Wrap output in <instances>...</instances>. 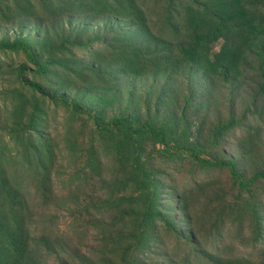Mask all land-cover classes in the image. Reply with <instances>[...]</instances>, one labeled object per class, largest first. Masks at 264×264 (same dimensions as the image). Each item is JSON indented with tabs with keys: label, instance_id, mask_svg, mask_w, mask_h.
<instances>
[{
	"label": "trees",
	"instance_id": "trees-1",
	"mask_svg": "<svg viewBox=\"0 0 264 264\" xmlns=\"http://www.w3.org/2000/svg\"><path fill=\"white\" fill-rule=\"evenodd\" d=\"M0 29V50L23 52L38 76L60 66L91 86L66 94L73 84L59 80L49 94L83 117L60 147L37 127L41 86L24 87L17 116L0 105V264H153L144 256L165 246L161 224L186 247L184 262L168 252L167 264H264V205L252 192L264 184V0H0ZM66 33L72 47L91 48L92 64L56 57ZM184 162L236 180L222 210L241 232L237 251L202 248L195 229L166 218L161 182ZM58 167L92 194L76 191L61 208ZM186 202L181 193L193 226Z\"/></svg>",
	"mask_w": 264,
	"mask_h": 264
},
{
	"label": "rangeland",
	"instance_id": "rangeland-1",
	"mask_svg": "<svg viewBox=\"0 0 264 264\" xmlns=\"http://www.w3.org/2000/svg\"><path fill=\"white\" fill-rule=\"evenodd\" d=\"M76 24V22H73V27H75ZM57 28L59 29V26H57ZM95 31L99 32L100 29ZM100 33L102 32L100 31ZM3 35L4 33L0 31V37ZM40 35L42 37L43 33ZM64 35L65 33L61 29L59 31V39L61 40ZM66 36L68 41V43L64 46L66 51L59 52L56 56L64 61V66L67 64L70 68L73 67L74 62L70 58L72 57V54L79 59L80 63L88 62L89 65L92 64L93 59L90 57L91 48L83 50L72 47L77 43H69L71 35L66 33ZM101 46V42L96 45L97 48L104 49L103 46ZM106 54L109 53L106 52ZM21 66L24 70L22 73H20ZM58 67L60 66H57V69H52L48 76H38L34 72L36 70V66L29 61L23 52L0 50V105L2 106L4 103H7L9 107L7 113L12 112V115L17 116L14 112L16 110V106L22 99V97L18 96L28 91L24 90V87L30 85L31 88L29 89H34L32 84L41 86L43 91L46 92L47 98H44L42 93L37 91H33V96L35 97L34 100L36 102L39 101L40 104L42 103L41 105L43 109L46 110V113L45 115L38 116L37 127L45 135L51 134L54 139L55 146L60 147L67 139L65 132L68 129V124L73 120L82 119L83 117L81 116V118H78L73 114L74 112L72 109L61 103L56 104L54 101H51L49 94L52 95L54 91H58L59 80H64L67 83L73 84V86L65 88L66 94L67 92L74 94L85 85H87V87L91 86L84 84V81L81 80L82 77L75 74L74 70ZM21 79L24 86L20 82ZM93 82L98 84L96 79L93 80ZM95 83H93L94 86ZM145 84L146 81H142L138 86L144 87ZM63 94L64 93L60 91L59 96H62ZM13 95H16L18 98H14ZM31 95V92H29V96ZM70 98L72 97L70 96ZM46 99L47 102H44ZM68 100L70 99L68 98ZM221 108L224 109V106H221L219 109ZM6 119L7 117L4 118V121H6ZM3 126V124L0 125L1 128ZM243 132V130L237 131L235 134L236 138L242 136ZM235 143V140H229V144L231 146L226 148V152H228V150L230 152H235ZM62 161L64 163L63 167H66L69 162L68 159L64 158ZM241 165L243 164H240V166ZM58 169L62 173L59 177L61 179L60 200L64 202L60 204L61 208L63 207V204H75L73 195L77 193L76 191H81L89 195L92 194L93 190L89 187V185L84 182L77 184L80 181L69 180L65 170L61 167H58ZM171 175L170 180L163 179L161 182L165 185L162 198H164V207L168 210V212H166V218L168 217L170 220H174L176 229L180 232H187L192 230V228L195 229L199 244L202 248L213 252L223 249H226L227 252L237 251L239 247L238 245L242 240L241 232L238 226H233L229 224V222L223 221L226 217V213L222 210L226 201L232 199L233 196L240 190L236 184V180L231 175L230 170L221 169L220 167H196L190 162H184L183 165L178 167V170L173 172ZM251 175H253V171L249 169V172H246L247 177L245 179ZM74 186H76V189L73 188ZM252 192L254 193L255 198L257 196L260 197L259 201H261L264 205V184L261 182L257 183L253 186ZM181 193H185L187 195L186 205H189V210L193 216V226L184 222V216L182 212L179 211V195H181ZM245 195L247 194L245 193ZM258 204L261 205V203ZM262 213L264 214V210H262ZM173 217L176 219H173ZM162 226V224L159 225V231L162 233L165 246L160 248L157 253H147L144 257L147 261H150L153 264H167L170 261L168 259H171V257H165V254L170 253L174 260L184 262V254L186 251L185 242L179 239V233L176 230L172 229L170 232V230L167 229L166 231ZM61 228L66 230L67 223H64V225L62 224ZM217 228L221 238L215 234V230ZM246 233H249V229H247ZM75 241H81V239L76 238ZM89 245L95 246L96 244L94 242H89ZM188 247L192 249L193 246L189 245Z\"/></svg>",
	"mask_w": 264,
	"mask_h": 264
}]
</instances>
